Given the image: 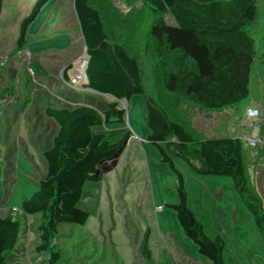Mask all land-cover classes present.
Returning <instances> with one entry per match:
<instances>
[{
    "label": "trees",
    "instance_id": "obj_1",
    "mask_svg": "<svg viewBox=\"0 0 264 264\" xmlns=\"http://www.w3.org/2000/svg\"><path fill=\"white\" fill-rule=\"evenodd\" d=\"M46 1L0 0V100L5 111L0 144L11 131H18V139L2 167L31 165L32 174L26 183L38 190L46 181L48 188L45 218L77 231L70 232L64 243L49 235L7 237L6 245L19 254L18 264H67L57 259L74 252L86 253L87 241L78 231L100 224L108 231L110 264H163L150 257L144 247L135 249L109 223L102 190L81 171L83 161L96 160L94 140L105 137L114 147L106 155L108 171L123 196V215L130 224L168 242L198 239V245L204 244V248L215 231L214 207L220 194L221 211H234L223 222L227 227L223 264H240L235 209L241 177L251 178L255 168L264 170V44L256 40L264 41V11L260 15L258 5L261 0H202L204 12L198 18L187 16L188 27L173 25L165 40L144 35V43L157 52L148 62L147 76L143 73L138 85L137 92L142 96L134 103L118 95L115 114L107 126L105 121L95 119V110L105 95L92 93L95 97L88 104L86 92L90 91L83 85L95 86V78L90 75L107 69L103 48L119 35V30L124 31L133 16L126 28L127 36L132 35L145 2L108 0L106 6L93 10L92 22L82 33L83 44L76 50L77 44L73 40L72 45L70 39L76 33L74 21L62 24L64 18L58 21L56 12L49 15L52 7L41 6ZM179 1L173 0L176 10ZM40 30L46 32L47 39L36 34ZM142 33L139 30L136 34ZM56 35L60 36L58 39H70V43L54 40ZM39 38L44 45L39 44ZM249 39L255 41L251 52L245 50L244 44ZM197 49L203 50L200 55H213V62L201 61L199 69L213 80L211 68L216 66L215 79L225 87L224 100L231 101L237 112L224 110L222 100L205 79L182 86L172 76L165 79L159 71L158 52L182 51L191 60ZM77 74L78 78L71 81ZM155 77H160L158 83ZM259 83L261 87L257 86ZM240 84L245 85L242 98L237 93ZM66 92L69 105L81 103V123L77 116H67L69 107L66 100L63 103ZM169 94L176 95L179 105L167 102ZM28 121L34 122L33 127H24ZM227 121L242 128V137L235 139V147L227 143L232 134L221 139ZM59 124L71 136V150L65 144L68 141L54 133ZM98 133H103V137L98 138ZM84 136L90 137L91 144L83 141ZM29 140L31 145L27 144ZM260 154L263 159L254 160ZM32 197L30 194L28 200ZM25 209L30 211L27 203ZM251 242L252 235L248 248ZM191 261L190 264L204 263L200 257L192 256ZM253 263L250 255V264Z\"/></svg>",
    "mask_w": 264,
    "mask_h": 264
},
{
    "label": "rangeland",
    "instance_id": "obj_2",
    "mask_svg": "<svg viewBox=\"0 0 264 264\" xmlns=\"http://www.w3.org/2000/svg\"><path fill=\"white\" fill-rule=\"evenodd\" d=\"M134 1L136 0H130L129 2L134 3ZM142 1L145 2L144 9L141 10L143 12L139 13L136 17L138 24L134 27V30L131 33L132 35L129 37L127 36L126 28H128L130 22L133 21V16L129 18L128 23L124 27V31L119 30V35L115 37L109 46H105V49L103 48L102 54H105L104 58L107 69L102 72H94L93 75H90L94 76V85L97 86V88L95 86L91 87V84L83 85L87 91H90L86 92L88 104L92 103L93 98L95 97L92 93L96 94L98 92L101 95H105L100 101V106L95 110V119L105 121V126L109 124L115 114L113 111L114 102L118 95H123L127 102L134 103H137L142 96L141 92H137L138 85L141 83L143 73H147L146 69L150 58L157 52L153 51L148 44L144 43L143 36L147 34L150 38L165 40L170 37L171 27L173 25L178 26V28H186L189 26V23L186 21L187 16L198 18L202 12H204L202 0H180L178 10L175 9L173 0ZM256 2L258 3V0H256ZM107 3L108 0H47L46 3L41 6H51L52 12L49 13V15L56 12V15H58V21L61 18H64L62 24L64 21H74L76 33L70 39L71 44L73 40L74 43L77 44V47L73 46L77 50V48H81L80 46L83 44L82 33L86 31L92 22L93 10L106 6ZM247 5L248 1H245L244 6ZM258 5L260 8L259 14L262 15L264 11V0H261ZM219 16L220 15H218V17ZM99 21L102 26V19H99ZM31 26L34 28V21L31 22ZM121 26L122 22L119 23V27ZM191 28L193 29V27ZM135 30L136 32L134 33ZM139 30H143L141 35L136 34ZM37 32L38 33L36 34L41 38H46V32H44V30ZM58 36L59 35H56L54 40L58 39ZM243 36L248 37L246 33H244ZM41 38H39V44L44 45ZM70 39L59 38L58 41L63 44H69ZM256 40H258V43L262 42L264 44L262 39L257 38ZM244 44H246L245 50H248V52L254 51L255 41L253 39L244 41ZM199 51L203 50H193L192 57H190L191 60L185 58L182 51L173 53L158 52L157 67L160 69L159 71L161 73L165 74V79L168 80L172 76L176 81L180 82L182 86H185L186 84L192 85L194 84V80L199 81L200 79H205L207 83H210L212 90L218 96L220 101L222 100L221 103L224 110L227 113L237 112V109L232 106L231 101L224 100L223 91L225 87L215 79L218 78L216 66L212 65L211 68L213 71L211 74L214 76L213 80L209 77H205L199 69V62H213V55H209L207 52L200 55ZM240 52L242 53V51ZM75 57L76 54L73 52V59ZM231 65L232 70L235 73L236 67L234 62H231ZM251 68L254 70L253 66ZM211 69H209V71H211ZM145 76H147V74H145ZM77 78L78 74L74 75L71 81L76 80ZM159 80L160 77L154 78L156 83H158ZM257 86L261 87L262 84L260 85L259 83ZM192 92L196 94L195 90ZM237 93L241 98L244 97V84H240L239 88H237ZM67 94H69V92H66L63 95V103L66 100L65 103L68 104L69 107L67 116H77L76 120H79L81 123L84 119V116L81 115V103L77 102L69 105ZM166 98L167 102L179 105L175 94H169ZM143 99L145 100L146 97ZM182 100L183 98L180 99V102H182ZM243 110V108L239 110V113H242ZM55 112L60 115L59 111L55 110ZM4 116L5 111L0 100V125ZM33 125V121H28L24 127H33ZM64 128L65 126L59 124L57 130H54V133L60 137L62 136L64 140L68 141L65 142V144L68 149L71 150L73 146L71 143L72 139L71 136L67 134V131L63 130ZM71 129L75 132L74 135L79 139L80 135L76 133L75 127L72 124ZM241 129V125L233 126L231 121H227L222 128L221 139L223 140L228 134H232V139L227 140V143L235 147V139L237 140L242 137L243 133ZM16 132V130L11 131L1 142L0 163L1 159L6 157L8 153L7 149L9 148ZM29 132L32 134L31 131ZM238 133L240 135H237ZM97 135L98 138L103 137V133H98ZM89 139L90 137H83V141L85 140L87 143L90 141ZM30 142H32V140H29L27 144L31 145ZM91 142L92 140L90 141V144ZM93 145H95L94 155L96 160L94 162L83 161L84 167L81 171L102 190L109 223L112 224L119 233L126 237L135 249H142L144 247L150 257L157 258L163 264H190L192 262V256L193 258H204L202 253L205 247L203 248L204 244L202 246L198 245V239L188 240L187 242H168L154 232L133 226L124 218L123 196L118 191L117 185L108 171L109 166H107L108 161L106 155L108 154V151L112 150L114 147L109 144L106 137L105 139L94 140ZM29 152L35 159L32 150ZM68 155L71 159V155ZM38 158L40 160V157ZM260 159H263L261 158V154L258 156L256 155L254 160ZM75 161L81 165L77 158ZM26 170H29L30 172V167L23 166L22 169L11 168L3 170V172H0V178L8 179V181L11 178H24L26 177ZM253 180L255 183L254 192L249 181L246 182V184H240L238 191L239 198L236 202V226L240 245V264H250L247 253L250 226H264V172L257 170L254 173ZM44 188H47L46 181L38 190H35L33 196H42ZM27 189H29L27 184H11L8 188H2L0 191L7 196H26L25 191ZM245 195L248 197H245ZM217 196L213 216V222L215 224L213 229L215 231L210 235V238L217 237L225 243L226 239L224 231L227 227L225 224L223 225V222L226 221V218L230 217V213L228 209L227 211L226 209L221 211L223 206L219 204L220 194ZM248 205L250 206V209L245 210L244 213V208ZM11 206L12 208L6 211V213L0 211V264L19 263L20 257H16V254L17 256L19 254L5 244L6 237L34 238L39 235H49L64 243L68 239V234L70 232L77 231L71 226L61 225L45 218L43 211L38 214H36L34 210H30L29 212L25 211L19 200L11 202ZM35 215H41L42 218ZM219 221H222V223L217 224ZM258 230L259 229H257V231ZM78 232L80 236L87 241L86 253H70L69 255L60 257L57 261L65 262L67 264H86L88 261H91L92 264H110V259L107 253L108 231L106 226L100 224L94 226L91 230H79ZM225 255L226 254H224L223 258ZM189 256L190 259L186 260ZM258 262L259 264H264V248L263 251H261V254L259 253Z\"/></svg>",
    "mask_w": 264,
    "mask_h": 264
},
{
    "label": "crops",
    "instance_id": "obj_3",
    "mask_svg": "<svg viewBox=\"0 0 264 264\" xmlns=\"http://www.w3.org/2000/svg\"><path fill=\"white\" fill-rule=\"evenodd\" d=\"M15 130L17 131V129H15ZM17 139H18V131L16 132L14 138H12V141H11V143L9 145V148L7 149L8 153H7L6 157H3L1 159V163H0V168L1 169H0V172H3V170H7V169H11V168H13V169H22L23 166H29L30 167V172H29V170H26V172H25L26 173V175H25L26 177H24V178H11V179H9V181H8V179H1L0 178V189H2V188H8L9 185H11V184H27L26 183V180L32 174V170L33 169H32V166L29 165V164H18L16 166L7 167V168H3L2 167L3 162L6 160L7 156L10 153V150L13 148V145L15 144V142L17 141ZM257 170H259L261 172H264V170H262L261 168H255L253 170V173H252L251 178H247L245 176H242L241 177V184L242 185L243 184H246V182L249 181V183H251V188L253 189V192H254V188H255V183H254V180H253V176H254V173ZM27 186L29 187V189H27L25 191L26 196H7L6 194H3L2 191H0V211L2 213H6V211H8L9 209L12 208L11 202L17 201V200L20 201V204L22 205V207H23V209L25 211H27L25 209V203H27V205L30 208V210H34V211L41 210V208L38 207V201H39V197L40 196H33L30 200H28L30 194H33L35 192V190L33 188H31V186L29 184H27ZM35 195H37V194H35ZM245 197H248V196L245 195ZM249 209H250V206L248 205L247 207L244 208V213H245V210H249ZM235 212H236V215H237V208L235 209ZM233 213H234V211L230 212V215H232ZM35 216L42 218L41 215L40 216L35 215ZM252 226H250V230H249V236L252 235V242H251L250 247L247 249V253H248V256H249V262H250V255H251L252 258H253V262H254L253 264H259V262H258L259 253L261 254V251H263V248H264V240H262L258 236L257 229H260V228H262L264 226H262V227H258V226L257 227L256 226L252 227ZM249 236H248V239H249ZM237 238H238V234H237ZM238 242H239V240H238ZM16 257L19 258V255L17 256V254H16ZM19 260H20V258H19Z\"/></svg>",
    "mask_w": 264,
    "mask_h": 264
},
{
    "label": "built area",
    "instance_id": "obj_4",
    "mask_svg": "<svg viewBox=\"0 0 264 264\" xmlns=\"http://www.w3.org/2000/svg\"><path fill=\"white\" fill-rule=\"evenodd\" d=\"M43 195L39 197L38 207L41 210L34 211L36 214L43 211L45 208V201L48 196V188L43 189ZM258 236L264 240V227L260 228L257 232ZM227 253V248L223 240L217 237H211L207 240L204 251L202 253L204 259L203 264H223L222 258Z\"/></svg>",
    "mask_w": 264,
    "mask_h": 264
}]
</instances>
